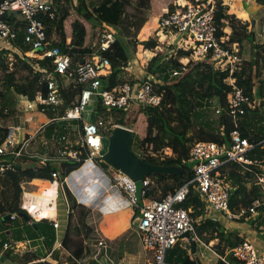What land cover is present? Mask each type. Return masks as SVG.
<instances>
[{
  "label": "trees",
  "instance_id": "trees-1",
  "mask_svg": "<svg viewBox=\"0 0 264 264\" xmlns=\"http://www.w3.org/2000/svg\"><path fill=\"white\" fill-rule=\"evenodd\" d=\"M126 1L119 0L117 8L119 13L124 9ZM175 1L163 0L159 12L151 14V16L160 15L162 9L166 7L170 12H174L177 9L174 5ZM255 1L264 6V0ZM1 2L3 0H0ZM51 2L54 17L45 13L38 16L39 21L44 25L48 41L51 45L58 46L72 59L71 69L76 68L81 60H87V58H90L96 65L99 64L96 59L109 60L110 71L104 73L101 70V81L107 90H114L126 83L122 73L125 67L129 66L138 46H143L144 49L152 50L155 53L149 60L145 71L147 76L152 75L157 80V83H154V90L163 97L160 107H140L137 115L127 121L124 109L107 111L100 100L94 98L92 101V106L96 110V119L108 124L109 120L101 119V116L105 115L115 119L116 123L113 126L120 125L133 130L134 138L131 148L141 159L156 165L179 166L184 169V174L181 176L150 175L148 179L153 182V185L145 195V199L162 200L192 181L195 178L194 166L190 157L193 144L215 142L220 146H229L230 133L236 126L243 137L256 146L251 157L264 158V130L254 132L241 121L237 124L234 122L229 114L227 103L231 93V86L227 82L229 73L216 70L211 58L192 62L188 65L187 72L180 77H173L172 73L181 70L182 60L189 56V52L178 49L174 55H167L165 51H157L159 46L157 38L139 42L136 37L148 19H144L137 27L134 35L135 41L128 36L123 38L115 35L116 42L111 49L102 51L98 48L96 52V48L93 47L92 35H90L91 29L100 27L102 31H105L106 28L111 31L116 26H112L113 24L109 23L108 18L103 20L99 16L90 0H51ZM4 20L17 31V37L8 41L11 48L0 49V71L3 72L0 78V120L12 118L16 114L19 96L29 95L31 98L38 94L46 96L48 78L57 82L63 105L59 112L47 110L46 115L50 119L56 118L58 114L63 115L67 108L76 104L83 86L74 78L56 75L51 59L27 56V53L32 52L34 47L25 41L28 22L21 13H9L4 17ZM215 24L218 28L217 36L219 38L227 35L225 31L229 29L228 44L237 43L241 47L245 41L251 43L252 57L249 61L244 62L241 71L235 75V80L236 85L244 90L252 102H260V105L255 109L247 108L243 118L259 116L264 119V45L256 42L254 31L249 30L250 24L241 22L236 14H230L229 7L222 0L217 4ZM121 38L125 39L129 46L123 45ZM56 39L58 40L56 41ZM128 40L129 42H127ZM21 72H24L25 75L18 77ZM134 82V80L130 81L132 84ZM214 99H218L223 110L218 114L217 120L209 119L207 117L209 111L205 112L206 108L211 107ZM75 124L82 127L80 122ZM112 127L106 136L112 133ZM68 128H70L69 122L59 124L54 122L48 125L45 133L47 138L56 141L59 138L67 137L65 134ZM6 136L7 129L0 128V147L4 145ZM72 143L74 150L82 149L76 144L77 142ZM61 148L62 146H56L53 153L49 154L47 150L43 153L55 157L53 154L57 155ZM81 157L82 160H85L87 153L83 152ZM16 162L15 170L7 174L2 185L4 187L6 184L12 188L13 197L8 205H4L0 201V263L51 264L45 260L49 256L53 260H59L60 252L54 249L57 235L53 223L46 220L36 222L20 206L23 183L31 182L34 179L52 181V174L56 172L61 174L60 182L64 187L69 205L68 221L61 242L62 248L70 254L68 264H102L103 256L110 258L109 253L112 256L110 249L105 250L104 247L95 245L100 242V237L91 223V208H86L78 202L66 185L65 173L59 164L51 161L47 165H41L37 158L29 156H24ZM65 164L69 170L80 166V164L69 162H65ZM102 165L104 168L109 167L106 163ZM220 173L224 181L231 187L232 211L236 213H240L243 209L248 211L244 218L237 222L247 221L251 215L249 210L254 202L263 196L256 183L258 173L261 174L263 171L256 167L227 162L220 169ZM179 207L187 210L195 220V232L200 241L210 245L211 242L218 240V244L213 247V250L219 257L226 260L224 262L220 259L218 264H237L232 250L246 239L237 230H229L220 220L210 216L208 206L195 183L190 184L189 194ZM78 209H80V217L78 224L74 225L73 217ZM258 212V217L252 222L257 230L264 225V208H259ZM21 213L29 215L30 219L26 220L21 217ZM12 216L15 218L12 219ZM21 224L25 226L21 228ZM42 225L45 227L43 228ZM35 239L42 240V246L46 251L44 256L38 251L27 252L20 256L15 254V248L10 244V240L17 243ZM5 244L11 248L5 250ZM190 253V246L184 248L179 241L166 253L165 264H202L198 259H192Z\"/></svg>",
  "mask_w": 264,
  "mask_h": 264
},
{
  "label": "built area",
  "instance_id": "built-area-1",
  "mask_svg": "<svg viewBox=\"0 0 264 264\" xmlns=\"http://www.w3.org/2000/svg\"><path fill=\"white\" fill-rule=\"evenodd\" d=\"M219 1L176 0L174 5L177 9L174 12H170L168 7L163 8L162 13L154 19L157 24L159 46H163L165 41H172L174 36H178L181 38L178 49L189 52V56H186L182 61L181 70L172 73L173 77H180L187 72L190 63L208 58H211L216 70L229 73L227 82L231 86V93L227 103L229 114L237 124L246 115V109H255L257 104L252 102L244 90L236 85L235 75L241 71L244 64L241 47L237 43L228 44V35L230 34L228 29L225 31L227 35L221 38L217 36L218 28L215 24V13ZM222 1L224 2V0ZM15 12L21 13L28 22L25 41L32 44L34 49L44 48L42 52L37 54L29 52L27 56L51 59L56 75L76 79L83 86V90L73 107L67 108L63 115L58 114L56 118L40 124L37 128L30 126V121L21 122V119L18 120L17 124L4 126L7 129V136L4 145L0 147V178H5L9 172L15 170L16 160L28 156V150L33 141L38 136L45 134L50 123L80 122L82 123L80 140L76 144L82 147L81 150H74L73 143L68 141L67 137H63L61 140L64 145L58 150L55 157H51L48 153L29 157L37 158L41 165H47L54 161L80 164V166L83 165L89 169L94 168L97 175L91 174L92 178L95 176L104 178L103 183L106 186L116 188L126 199L128 207L132 210L133 229L139 235L143 247L154 254L156 264H165L166 253L183 240L182 236L185 233H190L192 237L195 236L194 238L200 241L195 232V220L187 210L179 207L185 202L189 194L190 184H196L208 206L210 216L218 213L229 221H240L248 213L245 209L240 213L233 212L231 209V187L224 181L220 173V169L227 162L238 163L246 167H256L263 171L261 174L258 173L256 178V183L263 196L254 202L249 210L251 215L247 220L252 223L258 217V209L264 208V158L251 157L256 146L243 137L237 126L230 133L229 146H220L215 142H196L193 144L190 157L194 166L195 178L180 187L175 193L167 195L162 200L145 199V195L153 185V182L146 178L143 182L144 189L140 203L137 198L136 183L121 171L109 165V167L104 168L102 165L105 163L100 154L103 148L102 139L111 130V127L108 128L106 122L96 119V110L92 106V101L97 98L107 111L116 109L127 111L134 105L143 108H158L162 105L163 97L154 90V83H157V80L152 75H146L137 82L135 81L134 84L126 82L114 90H107L101 81L99 68L101 66H104L105 69L108 68L109 60L96 59L99 63L97 65L91 60H85L84 64L79 63L76 68L71 69L72 59L63 53L58 46L51 45L44 25L38 19L41 13L50 14L52 18L54 17L52 2L48 0H3L0 3V43H8L9 40H14L17 37V31L4 20L7 14ZM115 42L116 37L113 33L104 34V39L102 38L99 48L102 51H107ZM47 91L46 96L42 94L33 98L29 95L19 96L16 110L22 111L20 115L32 112L46 115L47 110L59 112L63 101L60 98L58 84L55 80L48 78ZM222 111L219 106L216 113L220 114ZM86 114H89L90 117L86 118ZM77 126L79 127V125ZM116 126L120 125H114L112 129ZM47 142L44 141V145H47ZM83 152L87 153L85 160H82L81 157ZM60 177V172H56L52 174V181L34 180L54 184L58 191L61 188L64 189ZM29 183L25 182L21 185L24 197L26 196L24 185ZM0 188L3 186L0 185ZM21 208L26 210L34 220L37 219L30 213L27 204ZM14 218L15 216H12V219ZM52 223L55 230L59 229L58 222L52 221ZM258 232L260 237L264 239V225L258 229ZM98 245L104 247L105 243L101 240ZM9 248L11 247L5 244L4 249ZM232 254L237 260V264H264V252L249 240H245L234 248ZM219 258L226 262L224 258Z\"/></svg>",
  "mask_w": 264,
  "mask_h": 264
},
{
  "label": "rangeland",
  "instance_id": "rangeland-1",
  "mask_svg": "<svg viewBox=\"0 0 264 264\" xmlns=\"http://www.w3.org/2000/svg\"><path fill=\"white\" fill-rule=\"evenodd\" d=\"M162 1L163 0H127L125 3L124 9L119 13L117 10L119 0H90V3L93 5L94 9L97 10V13L99 14V16L102 17L103 20L108 18L110 20L109 23L111 25L113 24L112 26H116L112 28L111 31L110 29H107V28L105 29V31H102L100 27H97L96 29H91L90 35H92L93 47L96 48V52L101 44L102 38L104 39V34H109L110 32L114 33V35H116L117 37L126 38L128 36L131 38V40L135 41L134 35L136 34L137 27L142 23L144 19H148V21L144 24V26L141 28L140 32L138 33L136 37L138 41L139 42L146 41L151 38H157L159 40L156 20L154 19L153 16H151V14H157L159 12L160 7L162 5L161 4ZM229 1L232 2V4L229 6V13L236 14L237 17L241 20V22L249 23L250 24L249 30L254 31L256 42L258 44L264 45V7H260V5H258L255 0H226V4L229 5ZM123 38H121V43L123 45L129 46L128 43H126V40ZM57 40L58 39H56V41ZM127 42H129V40ZM173 45H174L173 41L164 42L165 50H171V47H173ZM142 48L143 46H138L135 49L134 56H136V58H138L142 54L141 52ZM241 56H242L243 62H247L251 59L252 46L250 42L245 41L242 44ZM87 60H91V59L87 58ZM12 62H15V61L12 60ZM128 67L129 66L125 67L122 73V77L126 82L132 81V77H133V76L131 77V71H132L131 66L129 68ZM110 69H111V64L108 66V68L106 69L104 68L105 71L106 70L110 71ZM2 75H3V72L0 71V78L2 77ZM23 75H25V73L21 72L18 74V77L23 76ZM255 104H257V107H258V104L260 105V102L256 101ZM219 106H220V103L218 99H214L212 101L211 107L206 108L205 112L209 111L207 112V117L209 119L217 120L218 114L216 113V110ZM138 108L140 107L136 105H134L132 108H129L126 111L125 119L129 121L134 116H136L138 112ZM20 112L16 110V114H14L12 118H9L6 120H3V119L0 120V128H4L3 126H11V125L17 124L18 120L20 119L19 118ZM89 117H90L89 114H86V118H89ZM37 119L38 117L37 118L34 117L33 120L35 121ZM101 119L110 121L108 122V128L112 127L113 124L116 123L115 119L108 118L105 115H102ZM44 120H47V119L43 117L41 120H38L39 126L41 122H44ZM20 121L24 122L25 120H20ZM243 121H244V118L241 120V122ZM75 123L77 122H73V121L69 122L70 128L67 129L66 134H65L67 135V140L71 142H77L80 140L81 128L80 126L78 127L77 124ZM246 125L250 127V129L253 130L254 132L263 131L264 130V119L260 118L259 116H254V120H252L248 124L246 123ZM44 141H48L47 145H44ZM62 145H64V142L60 138L56 141H53V139L50 140L49 138H47L46 133H45L44 135L38 136L37 139L33 141V144L29 148L27 155L32 156V157L36 155H43V152L45 150H47L49 154H51L54 152V147L56 146L59 147ZM53 156H56V153H54ZM57 163L59 164V166L62 168L63 172L65 173L66 185L70 188L72 193L75 195L78 202L83 204L86 208H91L92 210V215L90 216L91 223L94 225L98 233V236L100 237V241L101 240L104 241L105 250H109V249L114 250L112 249L113 243L109 244V242L104 240L105 238L103 237L102 233L99 230V224L103 220V216L106 214L107 211H112V210L115 211L119 208L120 209L124 208L127 204L126 199L122 197V195L119 193V191L116 188H110L109 185L106 186L103 183L104 178L100 176H95L94 178L91 177L90 179H88L86 177V174L82 173V171L85 169L87 170V172H89V168H87L86 166L82 165V166H79L78 168L69 170L67 169V165L64 162H57ZM0 179H3V178H0ZM0 184H2V182ZM4 185L5 186L3 188H0V199L2 200L4 205H8L11 203V199L13 197L12 188L9 185H6V184ZM43 186H44L43 193L45 194L44 196L48 195L50 197L49 198L50 201L55 202V199L57 198V186L52 187L48 183H45ZM39 189H41V186H39ZM113 203H115L114 207H110V204L112 205ZM20 206L21 207L23 206V194L21 196ZM55 207L56 206H52L51 212L53 213L55 212V209H54ZM57 208H58V221L60 223L59 230L65 231L67 221H68L69 207H68V200L66 198L63 188L59 190ZM79 217H80V209H78L76 213L74 214V217H73L74 225L78 224ZM117 218L119 220L121 219L125 221L124 223L127 229L124 227L123 233H125V236L128 239L127 241L128 248H132L136 244L137 241L140 243V247H139L140 249L137 252V254L138 253L140 254V257H137V254L136 256L132 254H127L126 258L123 260L124 257L121 258L119 256V252L115 251L116 258L118 257L120 258V259H117L118 262L120 261L119 264H156L155 259H154V254L141 245V239L140 237L137 236L136 232H134L133 225H132V230H128L129 226L131 225L128 220V213L124 212L123 214L118 215ZM22 226H25V225L21 224V228ZM42 227L44 228L45 225H42ZM47 235L49 236V233H47ZM63 236L58 235L56 239V243L54 245V249L60 252L59 260L58 261L53 260V258L49 256L48 258L45 259L46 262H50L51 264L52 263L53 264H68L69 263L68 257L70 254L66 250H64L62 246L60 247V245L58 246L57 244L60 241H62ZM194 237L195 236H193V239L199 242V243H196L197 246L200 247L201 242L195 239ZM123 241L124 240H120L118 244H122ZM40 242H38V245H37L38 248L36 249H31V248H34V245L32 243L30 245H28L25 242L15 243L13 246L15 248L14 252L15 254L22 256L23 254L27 252H33L34 250V251L40 252L44 256L46 251ZM182 242H185V240L181 241V243ZM215 244H217V241L216 242L213 241L210 243L211 246ZM95 245L99 246L98 243ZM208 252L211 255H213L211 251H208ZM190 257L192 259L195 258L193 255H191ZM203 260L207 262L208 264H214V262L211 260L210 261L207 259H203ZM114 264H117V263L114 262Z\"/></svg>",
  "mask_w": 264,
  "mask_h": 264
},
{
  "label": "crops",
  "instance_id": "crops-1",
  "mask_svg": "<svg viewBox=\"0 0 264 264\" xmlns=\"http://www.w3.org/2000/svg\"><path fill=\"white\" fill-rule=\"evenodd\" d=\"M224 2L226 4V0H224ZM231 4H232V2L229 1V5L226 4V6L229 7ZM260 7H264V6L260 5ZM158 16H155V18H157ZM246 19H244V20H246ZM172 41L174 42V45H173V47H171V50H165L164 45H163V46H159L157 48V51H160V52L165 51V53L167 55H174L175 52L178 50V43L181 41V38L178 36H174ZM2 48H11V46L9 45V43L2 42V43H0V49H2ZM141 52H142V54L138 58H136V56H134V58L129 63V67L131 66V69H132V71H131V77L133 76L132 81L133 80L137 81V80H140V79L146 77L145 68L148 65L149 60L155 54L152 50H146L144 48L141 49ZM183 60H184V58H183ZM103 70L104 69H102V71ZM103 72L106 73L108 71L104 70ZM20 116H21L20 117L21 120L30 121V126H33L35 128L39 127L38 120H41L43 117H45V119H47V120H44V122H41V124L50 120V118H48L47 115L41 114L39 112L38 113H34V112L25 113V114H21ZM34 117H36V118L38 117V119L34 121L33 120ZM252 120H254V117L248 116V117L244 118V121L242 123L248 124ZM82 173L86 174V177L88 179H90L92 177L91 174L97 175V172L94 168H90L89 172H87V170L85 169L82 171ZM3 180H4V178L0 179V183L2 182V184H3ZM45 183L49 184V182H43L41 180H38V181L34 180V181L30 182L29 184H25L24 190H25L26 196L25 197L23 196V205L27 204L28 209H30V213L35 218H37L35 221H37V222L41 221V220H46V221H50V222L56 221V222H58V224L60 226V223L58 221V208H57V200L59 197V190L57 191V198L55 199V202L50 201V199H49L50 197L48 195L44 196L45 194L43 193V187H44L43 185ZM2 184H0V185H2ZM49 185L52 187L56 186L54 184H52V185L49 184ZM39 186H41V189H39ZM39 192H40V194H39ZM0 201H2V200L0 199ZM114 205H115V203H113L112 205L110 204V207H114ZM52 206H56L54 208L55 209L54 213L51 212ZM68 207H69V205H68ZM124 212L128 213V220L131 224L129 226L128 230H132V221H131L132 210H130V208L128 207L127 204L124 208H121V209L119 208L115 211L114 210L107 211L106 214L103 216V220L99 224V230L102 233L105 240L107 242H109V244L113 243L112 249H114V250H111L112 252L110 251L112 253V256L109 253L110 258L109 257L107 258V260L110 261V262L108 261L110 264H114V262L119 264V262H120V261L118 262V260H117L120 258L119 257L116 258V252L115 251H118L119 256L121 258L124 257L123 258V260H124L127 256V254H132V255L136 256L137 252L140 249L139 248L140 243L138 241L136 242V244L132 248H128V244H127L128 239L125 236V233H123L124 232L123 228L125 227L127 229V227L125 226V223H124L125 221H123L121 219L119 220L117 218L118 215H121ZM125 217H127V216H125ZM44 218H46V219H44ZM214 218L220 220L225 225V227H228L229 230H231V231L237 230L238 232H240L241 236H244V238L246 240H249V241L253 242L254 244H256L264 252V239L262 237H260L258 230L255 229V227L252 225L251 221H249V220H247L245 222L229 221L224 216H222L221 214H218V213L214 214ZM55 231L57 233V236L58 235L63 236L65 233V231H60L59 229H57ZM134 232H136V231L134 230ZM136 234H137V232H136ZM137 236L139 237L138 234H137ZM120 240H124L122 244H118V242H120ZM183 240H185V242L181 243L182 246L184 248L189 247L190 246L189 242L186 239H183ZM216 241L218 244V240H215L214 242H216ZM24 242L27 243L28 245H30L32 243L34 245V248H31V249L38 248V246H37L38 242H40L42 244L41 239L26 240ZM61 242L62 241L57 243L58 246L60 245V247H61ZM200 242H201V246L198 247L196 243H199V242L194 240L195 255H193V256L195 257V259H198L202 264H208L203 259H207L209 261L211 260L214 262V264H218V262L220 260L219 255L213 250V247L217 244L211 246V245H206L202 241H200ZM17 243H19V242H17ZM10 244H11V246H14L15 243L12 240H10ZM141 245H142V243H141ZM208 251H211L213 253V255H211ZM137 257H140L139 253L137 254Z\"/></svg>",
  "mask_w": 264,
  "mask_h": 264
},
{
  "label": "water",
  "instance_id": "water-1",
  "mask_svg": "<svg viewBox=\"0 0 264 264\" xmlns=\"http://www.w3.org/2000/svg\"><path fill=\"white\" fill-rule=\"evenodd\" d=\"M44 51V48H35L32 50L33 54ZM85 60H81L80 64H84ZM104 69L101 66L99 70ZM134 138V132L130 129L116 126L109 136L102 139L103 148L101 157L103 161L116 170L128 175L135 183L137 189V198L141 203L142 192L144 189L143 182L150 175H168L181 176L184 174V169L179 166H164L149 163L141 159L131 148ZM21 217L26 220L30 219L29 215L21 213ZM186 239L191 247V255L195 254L194 239L190 233H185L182 236ZM102 264H110L106 256L102 257Z\"/></svg>",
  "mask_w": 264,
  "mask_h": 264
},
{
  "label": "clouds",
  "instance_id": "clouds-1",
  "mask_svg": "<svg viewBox=\"0 0 264 264\" xmlns=\"http://www.w3.org/2000/svg\"><path fill=\"white\" fill-rule=\"evenodd\" d=\"M30 215V214H29Z\"/></svg>",
  "mask_w": 264,
  "mask_h": 264
}]
</instances>
